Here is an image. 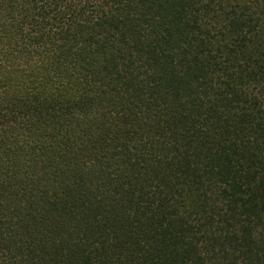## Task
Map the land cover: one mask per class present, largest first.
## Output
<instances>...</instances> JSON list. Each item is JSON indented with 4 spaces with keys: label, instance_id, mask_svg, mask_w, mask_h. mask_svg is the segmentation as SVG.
<instances>
[{
    "label": "trees",
    "instance_id": "1",
    "mask_svg": "<svg viewBox=\"0 0 264 264\" xmlns=\"http://www.w3.org/2000/svg\"><path fill=\"white\" fill-rule=\"evenodd\" d=\"M0 264H264V0H0Z\"/></svg>",
    "mask_w": 264,
    "mask_h": 264
},
{
    "label": "rangeland",
    "instance_id": "2",
    "mask_svg": "<svg viewBox=\"0 0 264 264\" xmlns=\"http://www.w3.org/2000/svg\"><path fill=\"white\" fill-rule=\"evenodd\" d=\"M194 197L190 196V199H189V203H195L194 201H192L191 199H193Z\"/></svg>",
    "mask_w": 264,
    "mask_h": 264
}]
</instances>
